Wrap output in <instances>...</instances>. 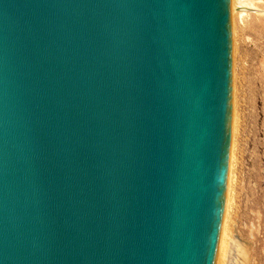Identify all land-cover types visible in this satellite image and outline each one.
<instances>
[{"label":"water","instance_id":"obj_1","mask_svg":"<svg viewBox=\"0 0 264 264\" xmlns=\"http://www.w3.org/2000/svg\"><path fill=\"white\" fill-rule=\"evenodd\" d=\"M229 0H0V264H214Z\"/></svg>","mask_w":264,"mask_h":264},{"label":"rangeland","instance_id":"obj_2","mask_svg":"<svg viewBox=\"0 0 264 264\" xmlns=\"http://www.w3.org/2000/svg\"><path fill=\"white\" fill-rule=\"evenodd\" d=\"M230 6L244 7L245 15L230 11L235 125L227 261L264 264V0H229Z\"/></svg>","mask_w":264,"mask_h":264},{"label":"bare ground","instance_id":"obj_3","mask_svg":"<svg viewBox=\"0 0 264 264\" xmlns=\"http://www.w3.org/2000/svg\"><path fill=\"white\" fill-rule=\"evenodd\" d=\"M243 9H244V7H239V8L233 9L232 6H230V11L233 12V13L235 12L236 15L240 16V17L245 15ZM231 49H232V47H231ZM231 53H232V51H231ZM231 56H232V54H231ZM232 103H233V101H232V84H231L230 141H231V133H233L234 125H235V110L232 112V109H233L232 108V106H233ZM231 130H232V132H231ZM230 141H229V153H228V162H227V173H226V184H225V196H224V204H223V213H222L220 232H219V238H218V244H217V250H216V256H215L214 264H229V261H227V260H229L228 257H229V251H230V250L228 251V249H230V248H228V241H227V237H228V235H227V219H228V211H229L230 200H231L230 199V196H231V191H230L231 190V187H230L231 186V163L233 161L232 152L230 154V146L232 148V141H231V143H230ZM236 251H239V250H236ZM241 263H245V260H244V262L241 261Z\"/></svg>","mask_w":264,"mask_h":264}]
</instances>
